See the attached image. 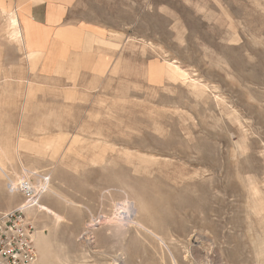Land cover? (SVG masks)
I'll return each mask as SVG.
<instances>
[{"label":"rangeland","instance_id":"1","mask_svg":"<svg viewBox=\"0 0 264 264\" xmlns=\"http://www.w3.org/2000/svg\"><path fill=\"white\" fill-rule=\"evenodd\" d=\"M82 14L108 39L93 95L53 104L52 163L21 172L33 264H264V0Z\"/></svg>","mask_w":264,"mask_h":264},{"label":"crops","instance_id":"2","mask_svg":"<svg viewBox=\"0 0 264 264\" xmlns=\"http://www.w3.org/2000/svg\"><path fill=\"white\" fill-rule=\"evenodd\" d=\"M85 2L0 0V214L22 200L4 175L20 180L24 169L52 163L53 104L69 108L93 95L89 80L101 64L96 40L108 33L83 17ZM109 59L107 51L106 67ZM67 140L63 149L74 145Z\"/></svg>","mask_w":264,"mask_h":264},{"label":"built area","instance_id":"3","mask_svg":"<svg viewBox=\"0 0 264 264\" xmlns=\"http://www.w3.org/2000/svg\"><path fill=\"white\" fill-rule=\"evenodd\" d=\"M16 189L22 201L0 214V264H33L36 260L34 226L26 218L25 211L38 205L40 190L28 176L16 182Z\"/></svg>","mask_w":264,"mask_h":264},{"label":"bare ground","instance_id":"4","mask_svg":"<svg viewBox=\"0 0 264 264\" xmlns=\"http://www.w3.org/2000/svg\"><path fill=\"white\" fill-rule=\"evenodd\" d=\"M11 24H12V23H11ZM11 26H12V25H11ZM15 29H16V28H15ZM176 67H177V66H175L174 68L176 69ZM172 69H173V67H172ZM173 70H174V69H173ZM173 70H172V71H173ZM175 71H178V70H175ZM175 71H174V72H175ZM169 72H170V70H169ZM172 73H173V72H171V75H172ZM169 75H170V74H169ZM174 75H175V74H174ZM42 188H43V187H42ZM37 234H38V233H37Z\"/></svg>","mask_w":264,"mask_h":264}]
</instances>
